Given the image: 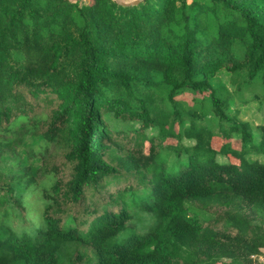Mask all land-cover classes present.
<instances>
[{
	"label": "trees",
	"instance_id": "trees-1",
	"mask_svg": "<svg viewBox=\"0 0 264 264\" xmlns=\"http://www.w3.org/2000/svg\"><path fill=\"white\" fill-rule=\"evenodd\" d=\"M251 104L264 0H0V264H261Z\"/></svg>",
	"mask_w": 264,
	"mask_h": 264
},
{
	"label": "rangeland",
	"instance_id": "rangeland-1",
	"mask_svg": "<svg viewBox=\"0 0 264 264\" xmlns=\"http://www.w3.org/2000/svg\"><path fill=\"white\" fill-rule=\"evenodd\" d=\"M83 3H88L90 0H81ZM121 1H124V2H132V1H135V0H121ZM225 79H227V76L224 75V76H220V80H222L223 82L225 81ZM193 95L192 94H189V93H186L184 94L183 98L185 101H187L189 103V101L192 99ZM237 108H240L239 106H231L230 107V111L231 113H234L236 111ZM240 112H239V116L237 117V119L241 122H249L251 124V128L252 130L254 131V133L257 135L258 134V130H257V127L258 125H261L262 123H264V110L261 111L259 109V106L258 104H251L249 107H244L242 109H239ZM217 140L218 139H215V143H214V146L217 145ZM221 141V140H219ZM170 144V142H167L166 145ZM148 146L149 144H146L145 146V149H148ZM219 146V145H218ZM233 146L234 148H239L240 147V144L239 142L237 141H234L233 142ZM258 156H254V158H256ZM259 159L261 161L264 160L263 157H259ZM222 160V159H220ZM122 186V185H121ZM119 187H116L114 188V190H118ZM35 206H38L40 204V202L38 201V199L36 198L35 199ZM257 261H259L258 259H256ZM260 262V261H259Z\"/></svg>",
	"mask_w": 264,
	"mask_h": 264
},
{
	"label": "water",
	"instance_id": "water-1",
	"mask_svg": "<svg viewBox=\"0 0 264 264\" xmlns=\"http://www.w3.org/2000/svg\"><path fill=\"white\" fill-rule=\"evenodd\" d=\"M113 1L116 2L118 5H121V6H136V5H139L141 3V1H143V0H135L132 2H124L121 0H113Z\"/></svg>",
	"mask_w": 264,
	"mask_h": 264
},
{
	"label": "built area",
	"instance_id": "built-area-1",
	"mask_svg": "<svg viewBox=\"0 0 264 264\" xmlns=\"http://www.w3.org/2000/svg\"><path fill=\"white\" fill-rule=\"evenodd\" d=\"M257 259L260 261L261 264H264V255H261Z\"/></svg>",
	"mask_w": 264,
	"mask_h": 264
}]
</instances>
